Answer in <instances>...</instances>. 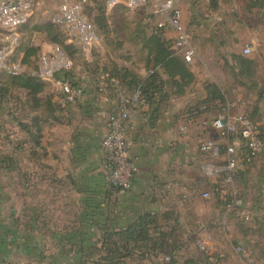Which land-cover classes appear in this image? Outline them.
Listing matches in <instances>:
<instances>
[{
	"label": "crops",
	"instance_id": "1",
	"mask_svg": "<svg viewBox=\"0 0 264 264\" xmlns=\"http://www.w3.org/2000/svg\"><path fill=\"white\" fill-rule=\"evenodd\" d=\"M212 4L210 15L217 22L188 20L191 18L186 11L188 6L184 2L177 5L191 44L192 41L209 44L205 50L210 53L203 56L205 65L217 56L232 69L235 68L232 56L245 55L222 43L223 32L230 35L229 32L235 31V25L246 29L249 36L247 46L253 52L256 45L263 44L262 31L259 26L250 33V24L243 22L241 16L235 24L222 22L226 16H219V10L264 12V0H212ZM188 10L198 18L196 7ZM163 31L167 39L173 36L170 30ZM193 48L195 56L192 68H189L192 83L186 84L178 76L171 78L158 68V80L151 86L148 97L145 96L144 105L132 110L128 155L134 160L136 172L130 190L115 199L109 197L102 176V153L97 143L103 133V123L99 107L91 99L90 85L82 102L61 109L69 121L77 116L82 124L68 127L63 136L53 133L47 150H41L39 133L22 129L13 138L16 146L0 148V264H74L72 252L80 245H91V238L95 235L100 238L106 233L121 231L145 214L153 220L149 235L171 233L184 237L192 229L194 232H191L197 233L207 247L206 257L202 260L190 256L174 261L168 255L161 258L158 254L152 260L153 264H262L257 255L259 242L250 243L253 237L236 231L235 244H242L245 248L242 258L228 257L219 263L221 259L216 262L208 249L222 251L220 247L223 245L218 244V248L214 245L209 233L211 226L219 219L226 224L239 217L217 210V206L221 208L222 205L210 192L212 182L198 168L203 160H218L200 151L198 143L211 138L212 134H215V141L221 142L222 139L213 129L200 123L204 115L196 117L192 108L208 99L212 93L210 84L225 95L221 85L226 86L228 80L217 81L214 71L206 68L210 80L195 83L200 78L196 79L198 74L193 68L196 69L195 61L201 56ZM17 57L23 60L24 50H20ZM237 76L232 79L240 87L230 90L234 100H227L224 96V101L232 105L241 101V107H244L241 97L247 91L249 78ZM214 101L220 102L214 99L209 103ZM256 109L261 112L263 106L258 104ZM257 123L264 136V120L259 118ZM13 139L9 141L14 142ZM238 180L244 208L253 211L257 231L264 235L261 226L264 222V158L242 167ZM205 191L210 192L208 198H202ZM202 199L210 205L205 210L194 207V203ZM214 200L218 202L215 204ZM249 232H252L250 227ZM48 251L49 254H43Z\"/></svg>",
	"mask_w": 264,
	"mask_h": 264
},
{
	"label": "rangeland",
	"instance_id": "2",
	"mask_svg": "<svg viewBox=\"0 0 264 264\" xmlns=\"http://www.w3.org/2000/svg\"><path fill=\"white\" fill-rule=\"evenodd\" d=\"M174 1L176 4H178V2H184V4L188 6V9L192 6L196 7L198 18L196 19V17H193V14L189 13L191 11L187 9L186 11L191 17H188V20L192 19L193 22H217V19L214 18L213 20V17L210 15V9L214 6L212 0ZM60 2H62V0H34V12L20 31L21 43L16 53V55L19 56L20 50H24V52L26 50V56H24L22 60L26 73H30L35 68L42 52H50L53 44L61 45L63 41L61 32L57 26L50 21L51 13ZM84 13L95 25L100 36V45L91 52L88 58L81 55L73 47L66 48L65 51L72 62L71 70L75 78H77L81 84L93 86L97 73L99 70H103L121 78L122 81L124 79L123 83L127 88L131 87L133 80L147 78L148 69L152 67L154 63L153 57L149 53L151 44L148 43V38L157 34L156 36L159 35V37L163 38L166 42L168 40L164 31L156 27L159 16L153 15L148 5L137 9H129L123 3H120L112 9H107L104 0H90L84 7ZM221 15L226 16V19L222 18V22H233V24H235L234 22L241 16L243 22H248L250 24L248 27L250 33L254 32L255 28L257 29L259 26L261 28L263 44L258 47L256 45L253 52L249 51L246 54L243 53V48L248 45L249 38V36L246 35V29L241 28L239 25H235V31L229 32L230 35L219 29L221 33L223 32L224 34L221 38L223 44H228V46L240 50L243 55L252 58L255 62L254 73L249 77L246 84L247 91L241 97L246 107L244 104V107H241L242 102L236 101L235 104L229 107L228 112L231 114L245 112L253 120L259 122V118L260 120H264V94H262L264 89V12L260 10H255L251 13L239 10H219V16ZM224 26L226 28L227 25L225 24ZM192 42L196 51L198 50L201 56L200 60L195 61L196 69L193 68V70H195L194 72L198 74L196 79L200 78V80H195V83L198 81L201 83L210 80V78L206 76L205 69H212V71H214V78L217 81H223L225 78L228 80L226 83L227 85H221V87L223 88L225 98H227V100H234L233 92L230 90L232 88L237 89L240 87L238 86L240 84L233 81L232 77L235 79H237V77L233 76L234 71H231L229 64L222 63L220 58L216 56L207 62L208 65H205L206 63L205 60L203 61V56L209 52L205 50V47L208 48L209 46L208 42ZM185 65L188 68H192L191 63H186ZM203 73H205V75H202ZM192 79L193 78L190 76L186 77L184 81L189 84L192 83ZM40 84L42 85V89L37 94H30L26 90L15 86L12 76L5 74L0 75V148L16 146V140L13 138L17 136V131L22 129L25 132L39 133L41 137V150L43 152L50 146L49 138L53 133L58 136H63L68 127L71 128L72 126L82 124L79 122L81 120L77 116L69 121L70 118L67 117L66 112H63V108L67 106H62L61 109L63 110L54 108L52 102L59 101L55 91L47 83L40 82ZM258 84H260L259 87L257 86ZM243 86H245V84H243ZM227 89L229 90L227 91ZM238 93L241 94L239 90ZM224 102L225 101L219 102L215 107L217 109L219 106L222 107ZM258 104L263 106L261 112L257 111L258 108L256 109ZM23 125L27 126L28 129H24ZM212 135L213 136L208 139L217 142L214 139L215 134ZM11 138L14 142L9 141ZM222 142L223 139L218 143ZM263 158L264 157L261 156L255 161ZM238 181L239 180H237V182ZM237 182L236 188L239 192V185ZM217 202L218 200L213 201L215 204ZM196 206H199L201 210H205L210 205H207L206 200L202 199L194 203V207ZM217 210L223 211V208H220L218 205ZM254 215L248 221L237 218L226 224L219 219L211 226L209 233L211 234L214 245H217L216 248H218V244H223L220 247L222 251H219V249L211 250L208 247L209 252H212L213 258L217 259L216 262L219 261V259H221L219 261L220 263L228 257H240L242 254H245V248H243L242 244H240L242 246V252L238 253L235 250V231L240 235L253 237V241H250V243L259 242L257 255L261 259V250L264 246V235L257 231L256 218ZM60 222H63L62 219H60ZM249 227L252 229V232H249ZM191 231L194 232L191 229L190 232L187 233V236L184 237L171 234L168 243L176 241L179 244V242H181L180 246L177 249L175 248L170 255L171 260H184L190 256H195L202 260L206 257L205 251L198 246V242L203 240H201L197 233L193 234ZM229 234H232V239H229ZM125 238L115 239V242L120 244L121 241L125 242ZM97 239L96 235L93 236L91 242H94L95 245L83 253L87 264H153L152 260L156 258L158 254L161 255L162 258V255L166 253L160 250H148L150 243H148V240H145L138 241L136 244L130 242L129 249H131V252L129 255L124 256L125 251L123 249L102 250L97 248ZM74 253L75 252H72V260L74 264H76L75 262L78 261V257ZM43 254L47 255L49 251L43 252Z\"/></svg>",
	"mask_w": 264,
	"mask_h": 264
},
{
	"label": "built area",
	"instance_id": "3",
	"mask_svg": "<svg viewBox=\"0 0 264 264\" xmlns=\"http://www.w3.org/2000/svg\"><path fill=\"white\" fill-rule=\"evenodd\" d=\"M90 0H62L53 10L50 21L61 32L64 42L88 58L100 45V36L84 13V7ZM123 3L129 9L148 5L153 15L159 16L156 27L170 30L173 36L167 40V47L180 54L186 63H192L195 51L191 44L180 7L174 0H104L105 7L112 9ZM34 0H0V75L19 76L29 74L38 82L47 83L59 98L62 106L76 105L87 95V86L77 78L71 80L63 75L72 69V62L58 44L51 46L50 52H42L35 68L26 73L22 60L16 51L21 43V28L34 12ZM250 46L243 48L248 53ZM151 73L148 69L147 74ZM264 94V90H263ZM91 99L99 107L103 123V133L98 140L102 153V176L111 199L130 190L135 176L136 165L128 155V134L131 130L132 110L144 105L145 94L140 86L127 88L122 79L108 71L99 70L91 86ZM219 102H202L198 109L203 111L200 119L203 126L213 129L223 139L222 143L209 139L201 140L198 149L213 160H203L199 170L211 180L210 192L221 202L225 213H234L241 220L248 221L253 211L244 208L243 198L236 188L242 167L253 163L264 155V136L260 125L247 113L228 112L232 106L225 101L217 109ZM221 103V102H220ZM194 114H199L194 110ZM184 130V127L180 128ZM221 158V160H219ZM210 192L201 195L208 198ZM232 239V234H229ZM199 248L207 251L205 242H198ZM236 252H242L240 244L235 245ZM261 262L264 264V246Z\"/></svg>",
	"mask_w": 264,
	"mask_h": 264
},
{
	"label": "trees",
	"instance_id": "4",
	"mask_svg": "<svg viewBox=\"0 0 264 264\" xmlns=\"http://www.w3.org/2000/svg\"><path fill=\"white\" fill-rule=\"evenodd\" d=\"M156 35L150 36L148 38V43L151 44L149 48V53L152 55L154 61L152 67L149 68V70H151V73L148 74L147 78L133 80L131 87H128L129 89H133L136 88L137 86H140L145 96L147 97L148 94L150 93V89L152 88L151 86H154V83L157 81L158 68H162L163 71L166 72L168 76L171 78L178 76L180 79L183 80L184 83H186V81H184L186 77H190V76L192 77V75L189 72V68L185 65L186 62L183 60L182 56L180 54L174 53L171 50H169L167 47V42L163 40V38H160L159 35L158 36ZM63 41L60 46L64 51L66 50L67 47H72L71 45L66 44ZM25 53L26 50L24 52V56H26ZM232 59L234 60V64H235V68L231 69V71H234L233 76L238 77L237 75H243L246 78L252 76V73H254V69H255V62L252 58L245 57L242 55H234L232 56ZM63 75L68 79L71 80L75 79V75H73L72 70L65 71ZM12 77L15 86L26 90L30 94H37L42 89V85L40 84V82H38L33 76L29 74H22L19 76H12ZM210 87H211L210 91L213 93V95L212 93L209 92L210 96H208V99H205L204 102L214 99H218L220 102L224 101L223 92H221V90L215 85L210 84ZM200 103L202 102H199L194 108H192V110H198L199 112V114H197L196 117L203 112L198 109ZM52 104L54 108L61 110V105L58 104V102L53 101ZM23 128L25 129L27 128V126L23 125ZM152 223L153 220L150 218L149 214H145L139 217L136 222L130 224L125 229L118 232L106 233L105 235L101 236L100 238L97 239L98 243H96V246L97 248L102 250L123 249L125 251L124 256H127L131 252V249H129L130 242L136 244L138 241L148 240L149 241L148 243H150L148 249L151 250L157 249L162 251L163 253L166 252L165 255L166 256L168 255L170 257L172 252L177 247L178 243L176 241L168 243V241H170L171 233L149 235L148 230ZM261 226L264 228V222L261 224ZM118 238L121 239L125 238L124 239L125 242L121 241L120 244L118 242H115V239ZM99 243L100 246L98 245ZM94 245L95 243L92 242L91 245L88 246L80 245L78 248L74 250L75 252L74 254L78 257L77 264H87L86 259L83 256V253L88 251L90 247H93Z\"/></svg>",
	"mask_w": 264,
	"mask_h": 264
}]
</instances>
